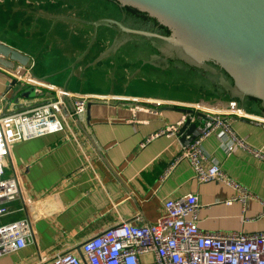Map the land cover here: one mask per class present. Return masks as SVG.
Listing matches in <instances>:
<instances>
[{"label":"crops","instance_id":"1","mask_svg":"<svg viewBox=\"0 0 264 264\" xmlns=\"http://www.w3.org/2000/svg\"><path fill=\"white\" fill-rule=\"evenodd\" d=\"M37 15L50 25L66 21L69 37L76 39L79 29H73L71 22L78 21L68 17L78 15L51 11H39ZM22 22L19 29L11 24L10 34H15L16 39L0 40L29 54L32 60L24 69L18 64L14 70L0 65V110L13 112L39 104L44 95L54 93L46 85L97 95L100 100H91L90 113L87 109L79 118L80 123L69 118L63 131L12 146L6 171L8 175H19L22 195L9 205L11 212L1 217L0 223L29 216L33 220L34 237L26 247L1 256L0 264H46L59 253L80 254L82 245L90 238L123 221L155 222L163 213L165 200L190 193L199 196L201 229L225 233L264 231V159L249 149L238 146L232 154H227L220 134H212L203 143L208 156L205 166L212 159L217 160L226 174L251 192L246 202L227 204L226 200L237 191L222 182L199 181L187 159L169 171L185 147L175 129L165 131L185 117L173 108L174 103L189 105L185 102L194 103L197 100L193 96L204 97L205 92L191 91L182 98L127 91L123 87L117 90L116 77L99 67L102 60L128 43L116 46L117 32L101 27L96 42L87 51L93 28L80 32L78 41H64L52 35L43 40L33 39L34 34L22 28L27 21L23 19L19 26ZM136 45L141 49L139 54L144 64L165 69L156 61L153 48L146 43ZM21 70L43 88L41 96L32 101L21 99L23 106L19 107L8 104L10 95L4 93L12 77H21ZM210 87L207 91L216 103L198 101L209 108H228V99ZM250 105L246 110L254 119L236 117L233 128L250 148L264 154V116ZM198 111L207 113L206 109Z\"/></svg>","mask_w":264,"mask_h":264},{"label":"built area","instance_id":"2","mask_svg":"<svg viewBox=\"0 0 264 264\" xmlns=\"http://www.w3.org/2000/svg\"><path fill=\"white\" fill-rule=\"evenodd\" d=\"M21 69H24L21 67ZM22 71V70H21ZM25 76V77H24ZM20 79L29 85H42L21 72ZM53 95H44L39 104L28 109L3 112L0 110V218L11 212L10 204L22 195V184L17 173L7 174L8 158L15 143L63 131L69 118H81L93 94L64 90L46 85ZM209 118L200 126V135L185 146L170 169L181 160H189L201 182H222L237 194L227 204L246 200L251 192L230 177L217 160L208 167L204 141L212 134H220L227 154L238 146L249 149L256 157L262 151L250 148L233 128L236 117L254 119L246 109L231 101L224 109L202 108ZM177 129L170 126L165 131ZM168 171V173H169ZM163 213L152 223L123 221L87 240L80 250L56 254L46 264H264V231L225 233L201 229L199 196L194 193L164 201ZM33 220L27 217L0 223V257L16 252L33 241Z\"/></svg>","mask_w":264,"mask_h":264},{"label":"water","instance_id":"3","mask_svg":"<svg viewBox=\"0 0 264 264\" xmlns=\"http://www.w3.org/2000/svg\"><path fill=\"white\" fill-rule=\"evenodd\" d=\"M121 13L119 18L69 19L93 28L87 51L96 42L101 27L118 33L115 45L143 41L155 50V59L204 78L228 100L246 109L255 105L264 116V0H101ZM32 57L0 40V65L27 68ZM31 76V75H30ZM29 77V76H26ZM38 85L12 77L4 95L8 104L22 107L42 95ZM92 102L88 104L90 113ZM185 117L175 131L184 146L200 135L209 118L189 104L174 103ZM79 121V118H76Z\"/></svg>","mask_w":264,"mask_h":264},{"label":"rangeland","instance_id":"4","mask_svg":"<svg viewBox=\"0 0 264 264\" xmlns=\"http://www.w3.org/2000/svg\"><path fill=\"white\" fill-rule=\"evenodd\" d=\"M4 4L10 6L8 9L9 12L4 11L7 8L6 6L3 7ZM39 11H51L53 14L75 13L76 16H82L86 19H96L105 16L119 18L121 16L117 8L101 0H0V17L4 13V16L8 18L6 24H0V39H8L9 41H12V38L16 39L14 36L15 34H10L11 32L13 33L12 25L19 29L24 23L22 22L19 26V23L23 19L27 21L25 22L27 25H24L22 28L25 27V29H29V33L34 34L33 39L44 40L47 36H59L63 38L64 41H78L81 38L80 32L82 31L79 30L77 31L78 33L75 34L76 39L70 38L68 35L69 27L67 23H65L66 21L63 20L58 23V26H64L63 30L53 29L56 25H53L51 29H49V26H51L49 25L50 22L48 20L43 21V19L37 15ZM7 12L8 14H6ZM11 12H15L16 15L12 16ZM38 32H41V34L36 35ZM100 43L102 47H104L103 42L100 41ZM135 43L146 42L129 41L113 52L107 60H102V64L99 66L101 69L107 70L110 76L113 75L116 77V84L114 85L117 90L118 87H123L126 88L127 91H145L157 93L166 97H182V95L191 93V91L196 92L200 90L201 92H205L203 96L206 98L194 95L195 97L193 96L192 99L197 100L196 102L185 103H190L193 106L198 105L202 108L208 107L198 100L209 104L216 103V100L210 96L211 92L207 91V88L211 87L204 78L191 71L179 69L174 65L167 66L164 70H160L148 64H144L143 58L139 54V50L141 49ZM35 45L37 44H32V46ZM231 101L237 102L236 100H228V103ZM237 103L240 105L239 102ZM250 106L252 109H258L253 104Z\"/></svg>","mask_w":264,"mask_h":264},{"label":"flooded vegetation","instance_id":"5","mask_svg":"<svg viewBox=\"0 0 264 264\" xmlns=\"http://www.w3.org/2000/svg\"><path fill=\"white\" fill-rule=\"evenodd\" d=\"M4 6H6L7 8H6V10H4V11H8L9 12V8H10V6H8V5H6V4H4L3 5V7ZM8 12L6 13V14H8ZM11 14H12V16H14V15H16V13L15 12H11ZM5 14L3 13V15L0 17V24H6V21H8V18L7 17H5L4 16ZM70 15H75V13H71ZM43 21H45V19H43ZM61 22V21H60ZM71 24L73 25V29H79V31H90V30H92V27H89V26H87V25H84V24H82V23H80V22H71ZM50 25V24H49ZM54 25H56V27L55 28H53V29H60V30H63V27L64 26H58L59 24H58V22H56ZM53 25H51V26H49V29H51V27H52ZM68 30V29H67ZM151 63H155L154 61H152L151 60ZM162 66H163V68H165V67H169L171 64H167V65H163V64H161ZM172 66V65H171ZM223 97H225V98H227L226 96H223ZM237 101V100H236Z\"/></svg>","mask_w":264,"mask_h":264}]
</instances>
